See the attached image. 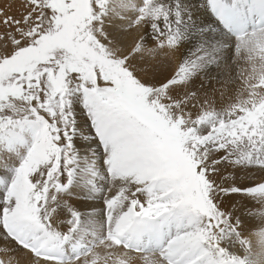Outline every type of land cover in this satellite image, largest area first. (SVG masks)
<instances>
[{
	"label": "snow or ice",
	"instance_id": "obj_1",
	"mask_svg": "<svg viewBox=\"0 0 264 264\" xmlns=\"http://www.w3.org/2000/svg\"><path fill=\"white\" fill-rule=\"evenodd\" d=\"M25 3L19 18L0 8V39L16 45L0 59L29 47L15 35L28 20L40 24L31 14L40 4ZM62 4L46 14L75 12L74 0ZM201 6L220 32L185 22L178 0H89L73 35L87 40L85 54L57 49L0 73V89L11 90L0 95V264H264V108L184 109L197 100L190 82L219 64L227 37L237 52L264 53V0ZM129 12L124 32L103 27L106 14ZM240 171L258 179L240 184ZM89 197L102 210L81 212Z\"/></svg>",
	"mask_w": 264,
	"mask_h": 264
},
{
	"label": "bare ground",
	"instance_id": "obj_2",
	"mask_svg": "<svg viewBox=\"0 0 264 264\" xmlns=\"http://www.w3.org/2000/svg\"><path fill=\"white\" fill-rule=\"evenodd\" d=\"M140 2L142 3V0ZM8 3L9 0H0V8L6 10L8 14L19 17L21 14L29 12L30 7L21 3L20 0H12L10 4ZM164 3L170 4L171 0H164ZM178 3L185 22H188L189 17H191V23L199 27L208 26L216 28L217 32L221 31L209 15L206 7L201 6L203 0H178ZM134 18L135 13L133 12L127 13L122 19H116L109 13L102 18V23L105 28L115 27L124 32V29ZM0 29H2L1 26ZM139 31V29H134L133 36H138ZM150 36L151 29L148 28L147 37ZM194 44L195 41L193 40H188L182 44L181 59L187 57ZM166 56L169 59H174L170 53H161V59ZM218 61L219 64H212L203 73L195 77L193 82H190L189 87L197 93V100L194 104H186L184 106L185 111L197 112L201 107L206 106L215 113L222 114L230 109L248 106L256 107L257 111L259 108H264V53L247 50L237 52L235 40L227 37L224 46L219 50ZM221 67L226 69L222 72ZM254 101L255 104H253ZM71 107L76 117V123L79 124L80 119L84 118L80 100L73 97ZM258 176L259 174L256 172L245 174L240 171L235 179L240 184L251 186L256 182ZM184 185H187V191L184 195L186 203L195 207L197 200L191 195V186L188 183ZM80 203L83 205V207H79L81 212L89 211L92 208L102 210V199L89 197L81 200ZM249 203H254V201H249ZM153 264H158V262L154 261Z\"/></svg>",
	"mask_w": 264,
	"mask_h": 264
},
{
	"label": "rangeland",
	"instance_id": "obj_3",
	"mask_svg": "<svg viewBox=\"0 0 264 264\" xmlns=\"http://www.w3.org/2000/svg\"><path fill=\"white\" fill-rule=\"evenodd\" d=\"M20 1L21 3L26 4L25 0ZM11 2L12 0H9L8 4ZM32 3L40 4V9H33L31 13L35 14L38 11L39 16L42 17L40 19V24L35 25L34 20H28V22L23 25L21 32L15 34L19 36L21 41H26L29 44V47L21 48L16 52L11 60L0 59V73H3L9 68H13L17 65L24 64L26 66L28 61H47L48 54L57 49H65L74 55H83L86 52L87 40H84V43L80 42L81 38H77L74 41L73 35L76 32V25L82 23L83 19L88 15L89 0H74V6L76 10L71 16H68L66 13L63 16L59 14L49 16L46 14L48 7L56 10L57 13L65 12L62 0H32ZM26 5L30 7L29 4ZM4 12L8 14L6 10H4ZM0 19H2V17H0ZM49 28H52L53 32L49 33ZM56 28H59L60 30L55 31ZM36 37H38V39H36ZM34 39H36L37 46L31 47V43ZM5 46L11 48L16 45L14 44L12 38L0 39V50H2ZM2 56L3 52L0 51V57ZM8 91L11 90L0 89V95H3ZM158 158H168L167 151L165 148H163V146L158 152ZM179 170L180 169L178 167L173 166L170 169V172L173 176H176L180 174ZM180 191L185 195L187 191V185H182Z\"/></svg>",
	"mask_w": 264,
	"mask_h": 264
}]
</instances>
